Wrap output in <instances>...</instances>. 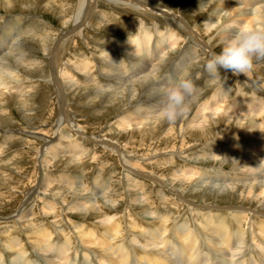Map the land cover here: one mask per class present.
Segmentation results:
<instances>
[{
    "label": "rangeland",
    "instance_id": "374dc122",
    "mask_svg": "<svg viewBox=\"0 0 264 264\" xmlns=\"http://www.w3.org/2000/svg\"><path fill=\"white\" fill-rule=\"evenodd\" d=\"M77 1L32 0L28 2L31 5V10H19L23 4L16 5L12 10H5L0 5V16L3 17L0 20V27L3 28L0 29V36L4 39V41L0 40V49L4 50L1 46H4L5 42L9 41L13 33L30 28L33 33L22 34L21 38L25 41L34 39L31 44L34 43L33 45L37 49L27 50L31 57L39 58L40 54L37 51L39 47L37 46L40 42V35H42L40 33L44 30L41 29L42 23L37 22V20L43 21L45 26L48 25L50 30H55L57 33L60 30H70V23L64 26L61 24L62 22H59L64 18V7L62 4L64 3L66 6L68 4L69 7L74 8ZM142 1L143 3L141 4H144L146 8L139 6L142 10L140 9L139 11L138 9V12L131 5L130 7L125 4L95 3L90 25L84 27L79 37H76L75 40H70L68 43L72 48L74 42H76L77 49L74 53L68 50L67 52L69 53L66 52L62 57L63 64H61V67L63 68H60L62 71L60 70L61 74H58V79L62 80L60 81L62 84H67L73 82L70 75L80 76L78 78L79 85L69 87L66 92L67 97L65 99L68 102L67 109L70 117L61 118L60 109L53 97L54 92L50 75L48 74L49 64L45 58L44 60H39L41 64L38 69L42 68V70L32 69L31 72L25 71L24 73L23 71L19 75L21 79L19 83L25 86V90L30 89V92H32L26 105L21 102L22 100H20L21 98L15 89L8 90V92L6 88H1L2 91H6L4 92L5 94H11V98H6V102H0V264H23L24 262L25 264H97L94 255L89 256L90 254H87V251H84L86 255L82 254L83 247L80 245L78 237V235L89 234L94 231H89L90 228H88L87 222L96 223L100 221L101 211L97 204L108 206V203L111 204L113 202L114 205H111L112 207L116 206V209L111 208L110 212L116 215L124 214L123 220L124 218L125 220L123 225H120V228L121 226L123 228V230L121 228L122 232H126V229L128 232L131 228V225L127 223L130 219L138 217L143 221L151 222L154 221L152 218L155 217V220L157 219L156 214L164 213L170 217L172 216L170 219L190 220L197 226V220L194 219V210L193 212L188 211V203H190L189 206L194 205L197 207L206 204L211 207L216 205H219L220 208L232 207L231 209L233 207L235 209L242 207L249 212L247 219H244V221L246 220L245 223L247 221L252 222L254 219H256L255 223L257 225L264 222L262 221L264 220V197L260 196L263 188H258L259 190L252 189L251 193L249 188L241 190L239 187H233L231 194H226L225 198L216 200L209 196L204 201H202V195L200 194L203 193L202 189L197 188V185H201V188L211 187L212 185L211 188L221 187V182L218 180L204 179L203 177L207 176V174L211 177L222 175L228 177L230 174L235 173L239 178H251L253 176H257L259 179L264 178V170H261L264 167V153L260 152L259 147L256 145L257 141H259L258 137L252 136L251 138V135L248 136V139L243 137L244 140L240 141L236 146H232L225 140L226 136H223L227 132L228 134H233L240 131V128H248L245 125L246 121L240 120L239 122L241 123L235 124L233 123L235 120H230L229 123L224 124L220 120L217 122V117L211 115L212 117L210 116V118L216 122H212L211 119L212 124L210 122L209 125L201 120V111L197 110L200 108L195 105L197 102L199 104L203 99L211 100L212 107L216 104H221V102V105H225V101H222L223 99L221 98L222 95L218 96L216 93L217 86H224V83L225 87L223 88L230 95L234 91H238L242 92L241 94L254 93L257 96L260 93V97L264 98V93H262L264 88L259 87L260 83H264V59H254L252 69L247 72V74L250 72L249 74L252 76L250 79L258 80L256 82H252L244 74H233L230 71L220 70L218 77L215 78L204 71V65L211 55L222 50L223 45L219 41L218 31L227 30L228 28L233 30L236 35L240 30L246 28L245 22L247 20H252L253 28H261L258 24L259 20H255L251 12L247 11L249 7L243 6L241 3L237 4V8H239V12H242L228 16L226 12L224 13V10H220L219 3L221 0ZM72 10L68 9V12L73 13L74 11ZM220 11L223 12L221 13ZM216 16H222L221 20ZM225 18L226 20H224ZM11 19H13V22ZM6 23H9L10 26ZM203 24H205L204 27ZM139 26L143 27L145 31L152 33L150 37L152 41L149 40L150 44L154 42L153 44L157 46V50L162 51V55H164L165 62L161 64L157 72L158 78L157 76L154 78L156 82H160V89L156 88V91L162 94L164 87L172 83L177 77L189 78L194 84L195 94L193 93V95H195V100L188 104L183 118L181 120L178 119L175 123H150L152 127L135 125L134 123L136 120L139 121L138 115L135 113L137 110L143 111L145 109L149 112L153 111L155 114L159 107V105L156 108L154 107L160 100L159 95H157V99L153 94L155 90L152 89L154 86L151 82L155 80H145V84L144 82L143 84L148 87L147 90L141 91V93H139V90V92L134 94L139 93V96H134L132 98L134 100L131 99L127 104L124 102L127 99L125 95L123 96L126 85H122L121 89L113 86V82L117 80L118 82L121 81V83L124 82L123 80H125L130 71L133 72L141 65L142 57L131 47V38L136 34L138 30L136 28H139ZM185 27H188V30ZM154 37L161 40L164 38V42H161V40L157 41ZM173 38L174 40L178 38L175 44H173ZM197 44H200L198 45L199 47ZM77 51L82 52V54ZM122 51L127 53V56L138 57L136 60L129 59L124 56L126 54ZM132 51H135L134 53L136 54ZM75 57L80 58L79 61H82L83 58L89 61L91 59V66L88 65V69L86 67L81 69L79 73L73 64ZM179 57L185 60L182 70L177 73V66L174 64L181 60ZM102 61H111V63L105 66L101 65ZM64 64L65 67L63 66ZM142 67L144 68V66H141V69ZM102 68L104 70L107 69L108 72H104V70H101ZM64 69L71 73L63 74ZM89 70L92 75L97 76L91 84L85 82L86 74H83ZM13 73L15 74L12 70ZM28 73L30 75H27ZM123 73H126V75ZM83 77L85 78L83 79ZM163 77L167 80L163 79ZM13 83L8 84L9 87L14 88L16 85ZM109 84H112L113 91L106 93L98 88L99 85ZM129 86L130 83L127 82V89H130L131 86ZM212 90H214L216 97L213 96ZM209 95L213 97L211 98ZM145 97L146 99H144ZM128 107L133 109L129 110ZM132 114L133 116H131ZM189 116L194 119L193 123H190L194 124L193 126L186 124L190 120ZM122 118L124 119L123 121ZM198 121L199 124L197 123ZM200 122H204V125ZM74 124H79L81 127L77 129L79 132H76ZM139 126L143 129L141 130ZM148 131L150 134H148ZM174 131H176L175 134ZM140 132H142V135ZM239 133L237 134L239 135ZM58 136L60 140L63 139V142H56L55 138ZM40 137L44 139L52 137L53 141L49 139L44 142L42 138L39 139ZM244 154L254 157L252 160L254 164H233V159H240ZM131 163L134 164L132 165ZM187 169H194L196 171L195 175L189 176L186 173ZM218 171L221 172L219 173ZM183 173H186V175ZM42 178L44 180H41ZM204 181L205 183H203ZM138 182L140 187L137 184ZM193 189H199L201 192L199 191L198 194L192 193V195L188 194V191ZM45 197H49L48 200ZM145 197L151 201L153 208L151 207L150 210L149 208L148 210L143 208ZM171 201L177 202L176 205H173L175 208L171 207ZM260 202L262 203L259 204ZM163 203L166 205L169 203V213L164 211ZM76 204H80V206H76ZM205 208L208 207L204 206L201 212H204ZM257 210L259 214L256 213ZM259 211L262 212L260 213ZM26 213H30V215H26ZM107 225L104 226L107 227ZM44 226L49 229L48 231L51 234L50 239H48L49 242L59 241L66 243V241L70 240L68 245L65 244L68 247V254H65L66 258L59 259L53 251L44 250L43 246L36 245L38 238L34 236L33 232L37 231V228L44 229ZM146 226L148 227L150 224ZM250 228L248 231H250ZM10 229H14V240L18 242L19 251H14L6 242V237L9 236L8 230ZM80 229L82 231L84 229V233H80ZM256 229H259V227L253 228L252 232H255ZM137 246L142 248L143 245L137 242ZM12 250L21 254L19 259L11 258L14 257ZM154 250L158 253L161 250L160 246H155Z\"/></svg>",
    "mask_w": 264,
    "mask_h": 264
},
{
    "label": "bare ground",
    "instance_id": "6f19581e",
    "mask_svg": "<svg viewBox=\"0 0 264 264\" xmlns=\"http://www.w3.org/2000/svg\"><path fill=\"white\" fill-rule=\"evenodd\" d=\"M30 1H32V0H0V5H2L5 10H7V9H11L12 10V8H15L16 5L23 4L22 8H19V10H29L31 5L28 4V2H30ZM147 1H150V0H147ZM97 2H99V3L100 2H102V3L104 2V3L110 4V5H114V4L115 5L116 4H121V5L125 4L127 6L131 5L132 7H135L134 10L137 9V12H138V9L140 11V9L142 10V8H146L144 6V4H141V3H143L142 0L141 1H139V0H78L77 3L74 5V8L69 7L68 4H67V6H68L67 7L63 3L62 5L64 7V10H63L64 11V13H63L64 14V16H63L64 18L62 20H60L59 22H62L61 24L64 25V26L67 25V23H70L69 24V25H71L70 30L66 29V31H65V30H60L59 29L60 31L57 33L55 30H50L48 25L45 26V23L43 21L37 20V22L39 21L40 23H42V28L41 29L44 30V31H42V33H40L42 35H40L41 36L40 37V42L38 43V46H37V47H39V50H37L39 52V54H40L39 58L31 57L29 52H28V50H27V49H33V50L37 49L36 47H34V45H33L34 43L31 44L34 39H28L27 41H25V40H22L23 38H21L22 34L25 35V34H28V33H33V32L30 31L32 29L27 28V29H23L20 32L16 31L17 33H13L12 35L10 33L11 36L9 38V41L5 42L4 46H1V47H3L4 50L0 49L1 50L0 51V102H2V103H3V101L6 102V100H7L6 98H11V94H9V95L5 94L4 92H6V91H2L1 88H6L7 91L15 89L16 92L19 94V96L21 98L20 100H22L21 102L26 105V102L29 99V97H30L32 92H30V89H26L25 90V86H22L21 83H19V81L21 80L19 75H21V73L23 71L25 73V71H30L31 72L32 69L33 70L34 69L35 70L38 69L39 65L41 64V61H39V60L40 59L44 60V58H45V60H47V62L49 64V68H48V70H49L48 72L49 73L48 74L50 75V81H51L52 89H53V92H54L53 97H54V99H55V101L57 103L58 108L60 109L61 116H62L61 118L70 117V113L68 112V109H67V103L68 102L65 99L67 97L66 96V92L68 91L69 87H71V86L75 87L76 85H79L78 78H80V76L76 77V76H73V74H72L70 76H71V79H72L71 81H73V82L72 83L69 82L67 84H62L60 82L62 80L58 79L59 78L58 74L60 73V70L62 71V69H60V68H63V67H61V64H63L62 57L66 54V52L68 50H69V52H73L74 53V52H76V49H77L76 48V44H77L76 42H74V44H73L74 46L72 48L68 45V43L70 42V40H75L76 37H79L81 35L80 32L84 29V27H88V25H90V21L92 20L91 17L93 18V12H94V8H95V3H97ZM239 3L243 4V6L249 7V9H247V11L249 13L251 12V14L253 15L255 20H259V23H258L259 26L262 29H264V0H225V1L221 0L220 3H219L220 10H224V13L226 12L228 16L229 15L231 16V14L232 15L239 14V13L242 12L241 10H240L241 12H239V8H237V4H239ZM158 4H161V3L159 2ZM139 6L142 7V8H139ZM152 7H154V6H152ZM205 7H206V5H205ZM68 9H73L72 11H74V12L73 13L68 12ZM131 9H133V8H131ZM102 14H103V12H102ZM244 14H245V11H244ZM162 15H164V14H162ZM210 15H212V14L210 13ZM99 16H97V17H99ZM168 17H171V16H168ZM221 17H219L220 20H221ZM2 18L3 17L0 16V20H2ZM103 18H105V17H103ZM233 18H234V16H233ZM244 18H246V17H244ZM12 20L13 19H11V21ZM25 20H23V21H25ZM178 20H179V18H178ZM224 20H226V18ZM179 21H181V19ZM251 21L252 20H249V21L247 20L245 22V27L251 28L252 27ZM180 23H182V22H180ZM183 23L185 24V22H183ZM205 24H203V27L205 26ZM7 25H9V23ZM206 26H208V25H206ZM0 29H3V28L0 27ZM136 29H138L136 34L132 38L130 37L131 38V44H132V46L131 45L130 46L133 47V49L138 52L137 53L138 55L140 54V57H142V61H140L141 65L137 69L133 70V72L130 71L128 76H126L125 80H123L124 82L121 83V81L118 82V80L116 82H113L114 83L113 86H115L114 88H116V87L120 88L122 85H126L125 86L126 90H124V94H123V96L125 95V98L127 99V100L124 101L126 104L134 96H136L139 93H141V91L143 92L144 90H147L148 87H146V85H144L145 84L144 81L147 80V79L155 80L154 78L157 76V72H158L161 64L165 62L164 61V55H162V51L157 50V46L153 44L154 42H152L150 44L149 40H151L150 37H151L152 33L145 31L143 29V27H140V26H139V28L137 27ZM183 29H184V27H183ZM186 29L188 30V27ZM8 30H9V28H8ZM165 32H166V30H165ZM231 32H232V34H230ZM59 33L61 35L60 37H59ZM218 33H219L218 34L219 41L222 42L223 46L227 43L228 40L232 39L235 36V33L233 32V30H231V29L229 30L228 28H227V30H223V31H220V32L218 31ZM163 37H165V36H163ZM155 39H157V41L161 40L159 38H155ZM163 39L161 40V42L163 41ZM179 39H181V38H179ZM0 40L4 41V39H2L1 36H0ZM173 40H174V38H173ZM177 40H178V38H176L173 41V44H175ZM161 42H159V43H161ZM124 43H125V41H124ZM67 45H68L69 49H68ZM198 45H200V44H197V46ZM130 46H129V48H130ZM141 46H143V47H141ZM158 47H159V45H158ZM69 52H67V53H69ZM77 52L82 54V52H80V51H77ZM122 52H124V51H122ZM125 54L126 55H124V56L128 57L129 59L132 58V59L136 60V58L138 57V56L131 57V56H127V53H125ZM134 54H136V53H134ZM184 57H186V56H184ZM79 59L77 57H75V59L73 60V62H74L73 64H74L75 68H77V70L80 73L81 69H83L85 67L88 69V65H90L91 59H90V61L88 59L86 60L85 58H83L82 61H79ZM70 60H72V59H70ZM177 60H179V59H177ZM184 60L185 59L182 58L179 62H176L174 64V65L177 66V70H178L177 73L182 70V66L184 65ZM129 61H132V60H129ZM69 62H71V61H69ZM91 63H93V62H91ZM110 63H111V61H109V62L102 61L101 65L107 66V65H110ZM169 63H171V62H169ZM121 65H123V64H121ZM128 65H129V62H128ZM63 66L65 67V64ZM141 66H144V68L142 67V69H141ZM9 67H13V68H9ZM179 68H181V69L179 70ZM70 69H68V70L70 71ZM108 69H110V68L108 67ZM12 70L15 72V74L14 73L12 74ZM38 70H42V68H40ZM90 70L87 73H83V74H86V78L83 77V79L85 78V82H88V83L91 84V82H94V78L97 77V76L92 75ZM101 70H104V69L102 68ZM115 70H116V68H115ZM104 72L107 73L108 70L106 69V70H104ZM62 73L63 74H70L71 72L69 73L66 69H64V72H62ZM74 73H77V72H74ZM249 73L248 74L245 73L244 75H245V77L250 79V77H252V76ZM123 74L126 75V73H123ZM27 75H30V74L28 73ZM70 76H68V77H70ZM103 76H104V74H103ZM157 78H158V76H157ZM163 79L167 80L165 77H163ZM250 80L252 82L258 81V80H254V79H250ZM127 82L130 83V86H131V87L129 86L130 89H127ZM143 82H144V84H143ZM12 83L16 85L14 88L9 87V85H8V84H12ZM151 83L154 86V87H152V89H154L155 91H156V88H159V86H160V82H156V80L154 82H151ZM162 83H163V81H162ZM164 84H167V83H164ZM263 85H264V83H260L259 87L260 88H264ZM223 87H225V83H224V86L223 85L217 86L216 93L218 94V96L222 95L221 98L223 100L222 99H220V100L225 101L224 102V104L226 103L225 105H221L222 104V102H221V104H219V105L216 104V105H214V107H212L213 104L211 103V100L203 99L201 102H199V104H198V102L196 103V101H195V103H196L195 105L197 107L199 106L198 108H200V109H197V110L201 111V113L200 112H198V113L202 114V117H201L202 119L201 120H203L206 124L210 125V122H211V119H212V118H210V116L211 115H215L217 117V122H218V120H220L224 124L225 123L226 124L229 123L230 120H235V121H233V123H235V124L241 123V122H239L240 120L246 121L245 125H247L248 128H244V129L240 128L239 129L240 131H237V133L240 132L239 135L236 132H234L233 134H228V132L225 133V135H223V136H226L225 140L228 141L232 146H236L240 141L244 140L243 137L248 139L249 135H251V138H252V136H257L259 141L256 140L257 141L256 145L259 147V149H260L259 151L260 152L262 151V153H264V98L260 97V93H259V96H257L254 93L241 94L242 92L240 93L238 91H234V93L230 95V94H228V91L225 90ZM250 87L252 88L251 85H250ZM98 88H99L100 91H103V92H106V93L109 92V91H113L114 90L112 88V84L104 85V86L99 85ZM139 90H140V92H139ZM155 91H154L153 94L156 96V98H157V95L160 96L159 102L157 104H155V106H154L156 108V106L159 105V103H160V101L162 99V95H161V93H158L157 91L156 92ZM137 92H139V93L134 95ZM212 92L214 94V90H212ZM91 93H93V92H91ZM262 93H264V92L262 91ZM213 96H215V94ZM116 98H118V97H116ZM144 99H146V97ZM227 99H229L230 101L228 100V102H227ZM132 100H134V99H132ZM141 100H142V98H141ZM194 100H195V95L192 94V96L189 98L188 104H191ZM128 109L130 110V109H133V108L132 107L131 108L128 107ZM139 111L140 110H137L135 112L138 115L137 117L139 119V121H137L134 118L136 120V121H134L135 125H141V126L148 125V126H151V124L157 123V122L162 124L161 121L156 118V116L153 113V111L149 112V111H147L145 109L143 111H140V112ZM128 113H129V111H128ZM135 113H134V115H135ZM131 116H133V114ZM191 117H193V116H191ZM216 117H215V119H216ZM127 118H125V119H127ZM197 118H198V116H197ZM119 119H120V117H119ZM189 119L190 120H188L186 124L188 126L189 125L193 126L194 124H190V123L191 122L193 123L194 119L190 118V116H189ZM123 120L124 119L122 118V121ZM213 121H215V120L212 119V122ZM204 122L203 123L200 122V123L204 125ZM212 122H211V124H212ZM125 123H126V121H125ZM127 123H129V122H127ZM197 123L199 124V121ZM163 124H164V122H163ZM129 125H130V123H129ZM75 126H76V129H75L76 132H79V130H77V129L81 128L79 126V124H76ZM234 127H236V126H234ZM132 128H133V126H132ZM136 129H138V128H136ZM142 129L143 128H141V130ZM226 131H228V130H226ZM226 131H224V132H226ZM245 131H247V132L245 133ZM165 132H166V130H165ZM167 132H169V131L167 130ZM175 132L176 131H174V134H175ZM202 132H204V131H202ZM141 133L142 132H140V134ZM148 134H150V132ZM41 138L42 137H40L39 139H41ZM49 139H51L50 141H53L52 137H50ZM49 139L48 138H46V139L42 138V140L44 142L48 141ZM55 139L57 140L56 142H58V143H59V141L63 142L62 141L63 139L60 140L59 136L57 138H55ZM66 140H68V139H66ZM251 140H253V139H251ZM46 144H48V143H46ZM66 144H68V143H66ZM69 145H71V144L69 143ZM69 145H68V147H69ZM46 148H47V146H46ZM226 150H228V149H226ZM253 158L249 157L247 154H244L243 156L240 157V159H238V158L237 159H233V164L242 163V164H245V165H248V164L251 165V164H254L253 161H252ZM131 164L133 165L134 163H131ZM229 164H231V163H229ZM256 166H258V165H256ZM132 170H133V168H132ZM261 170H264V167L261 168ZM186 173L189 174V176H191V175L193 176V175H195L196 171H194V169H191V170L187 169ZM186 173H183V174L186 175ZM219 173H217V174H219ZM41 174H42V172H41ZM263 175H264V173H263ZM237 176L238 175L235 174V173L230 174L228 177L227 176H223V175L222 176H212L211 177V176H208V174H207V176L203 177L204 179H208V180H211V181L212 180L213 181L218 180L219 182H221V185H220L221 187H218V188L213 187V188H211L213 186L212 185L211 187L209 186L207 188H201V185H197V188H199L200 190L202 189L201 191L203 192V193H200L202 195V201H204L209 196H212L216 200L220 199V198H225L224 196H226V194H231L232 189H234L233 187H239V189H241V190L245 189V188H249V189H251V190H249V191H251V193H252V189L254 190V189H258V188H260V189L263 188L261 190V192H260V196L264 197V178H260L259 179V177H257V176H253L251 178L250 177H248V178L240 177L239 178ZM41 180H44V179L42 178ZM201 182H202V180H201ZM3 183H5V182H3ZM200 183H197V184H200ZM203 183H205V181ZM137 184H138V186L140 185L139 182ZM206 184H208V183H206ZM199 189L198 190L197 189H193L191 191H188V194H191V195H192V193L198 194L199 191H200ZM236 189H235V191H236ZM247 193H249V192H247ZM230 197H231V195H230ZM45 198L48 200L49 197L48 198L45 197ZM253 200L259 201L257 199H253ZM144 201H145V204L143 205V208L144 209L146 208L147 210L149 208V210H150L151 207H152L151 201L148 200L146 197H145ZM183 201H185V200H183ZM142 202H143V200H142ZM262 202H260L259 204H261ZM80 204H83V203H80ZM80 204H76V206H80ZM111 204L114 205L113 202H111ZM111 204L108 203L107 204L108 206H102V204H97L98 207H99V210L101 211L100 212L101 213L100 221L96 222V223L95 222L94 223L87 222V224L89 226L88 228H90L89 231H91V230H94V231L92 233H89V234L86 233L85 234L84 233V229H83V231L80 229V233L83 232L84 234H82L80 236L78 235L79 240H80V245L83 247L82 248V254L86 255L84 253V251H87V254H90L89 256L94 255L97 264H264V222H262V224H260V225H257L255 223L256 219H254V220H252L253 223L251 221L250 222L247 221L248 223L247 222L245 223L246 220L244 221V219L245 218L247 219V216H248L249 212L244 210L242 207L241 208H237V209H235L233 207V209H231L232 207H230V208H228V207L220 208L219 205L211 207V206H207V204L206 205H202V206L198 205L200 207H197V206H194V205H190L189 206L190 203H188V205H187L188 211L193 212V210H194L195 218L194 217L193 218L197 220L196 221L197 222V226L193 223V221L191 222L190 220L189 221H186L184 219H179L178 220V218L177 219H175V218L174 219H170L172 216L170 217L166 213L159 214L160 213V210H159V213H158L159 215L156 214L157 219L155 220V217H154V218H152V220L154 219V221H151V222H146V220L143 221V220H141L140 218H138L136 216H135L136 218L130 219L129 216H128V218L130 220L127 223H129V225H131V228L130 227H129L130 229L128 228L129 229L128 232H127V229H126V232H122L121 231L122 226L120 228V225H123V221L125 220V218L123 220V215L124 214H117L116 215L115 213H111L110 212L111 208H115L116 209V206L112 207ZM168 204L167 205L164 204V209H165L164 211L165 212L166 211L168 212V209L170 210V207H169ZM174 204L176 205L177 202L173 201L171 207H174L173 206ZM49 205H51V204L49 203ZM160 206H163V205H160ZM204 206H206L208 208H205L206 210L204 212H201V210L204 209ZM73 207H75V206H73ZM50 209H51V207H50ZM258 210L256 211V213H258ZM243 211H245L246 213L243 212ZM97 212H98V210H97ZM259 212L261 213L262 211H259ZM17 213H18V211H17ZM26 215H30V213H26ZM253 215H254V213H253ZM176 220H178V221H176ZM262 221H264V220H262ZM168 223H171V224L168 225ZM149 224H150V226H148V227L146 226L145 227V225H149ZM104 225H107V227H105ZM166 225H168V226H166ZM85 226H86V223H85ZM251 226H252V228H250ZM255 227H259V229H256L255 232L254 231L252 232L253 228H255ZM249 228H250V231H248ZM17 230H19V229H17ZM48 230L49 229L46 226H44V229L37 228V231L34 230L35 231V232H33L34 236L35 237L37 236V238H38L36 245H38L40 247L43 246L42 248L44 250L53 251V253H55L56 256L59 257V259L60 258H66L65 254H68L67 253V251H68L67 248L68 247H66V245H68L70 240L68 242L66 241V243L65 242H59V241L49 242L48 239H50L49 237L51 236V234H50V232ZM122 230H123V228H122ZM8 231H9V233H8L9 236L6 237V239H7L6 242L8 243L9 246H11L12 249H14V251H17L18 250V242H17V240H14V234H13L14 233V229H10ZM132 233H133V235H131ZM137 242H140L143 245L142 248H139L138 247L139 245L137 246ZM74 244H76V243H74ZM155 246L156 247L160 246L161 250H159L158 253L154 250ZM14 251H13V256L14 257H11V258L17 260V258L18 259L20 258L21 254L17 253V252H14ZM94 257H92V258H94ZM23 264H25V262Z\"/></svg>",
    "mask_w": 264,
    "mask_h": 264
},
{
    "label": "clouds",
    "instance_id": "9594fccd",
    "mask_svg": "<svg viewBox=\"0 0 264 264\" xmlns=\"http://www.w3.org/2000/svg\"><path fill=\"white\" fill-rule=\"evenodd\" d=\"M254 59H264V29L246 27L228 40L219 53L211 55L204 71L213 78L218 77L220 70L245 74L252 69ZM194 91L191 79L177 77L164 87L156 118L169 124L181 119Z\"/></svg>",
    "mask_w": 264,
    "mask_h": 264
}]
</instances>
